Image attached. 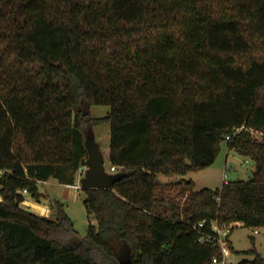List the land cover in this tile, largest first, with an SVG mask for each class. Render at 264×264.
Returning <instances> with one entry per match:
<instances>
[{"label":"trees","instance_id":"16d2710c","mask_svg":"<svg viewBox=\"0 0 264 264\" xmlns=\"http://www.w3.org/2000/svg\"><path fill=\"white\" fill-rule=\"evenodd\" d=\"M103 123L123 176L82 188L96 223L80 238L62 203L42 216L23 191L75 185L84 127ZM224 141L249 179L157 182L212 165ZM215 221L264 226V0H0V264H212ZM247 252L238 264H264Z\"/></svg>","mask_w":264,"mask_h":264},{"label":"rangeland","instance_id":"374dc122","mask_svg":"<svg viewBox=\"0 0 264 264\" xmlns=\"http://www.w3.org/2000/svg\"><path fill=\"white\" fill-rule=\"evenodd\" d=\"M82 112H90L91 117H103L110 111L109 105H94L89 108L87 105H82ZM85 135H93L95 140L100 146L104 156V165L110 171V124L103 123L97 126L84 127ZM256 137H260L255 133ZM83 167V166H82ZM254 168V162L249 157L239 154L227 145V141L221 144V149L215 162L198 171H191L183 176L167 177L163 174H158L157 182L159 184L169 183L172 195H178L179 191L187 188L185 180H193L195 182V189L199 190L205 187L212 189L220 188L225 181H234L238 179L247 180L251 177ZM81 172V177L85 174ZM79 176L77 182L79 183ZM39 189L44 193L41 202L44 207L49 209L48 217H55L54 203L60 202L63 204L66 212L74 221L75 228L80 238L85 237L88 231L89 223L95 224V218L88 213L85 207L84 200L86 193L82 189H75L73 186H67L58 182L56 179H50L46 182L39 183ZM53 206H52V205ZM222 233L228 236L233 251L229 259L238 264L243 260H252L253 255L247 251L252 250L254 247L257 252L264 258V226L262 227H246L240 223H236L232 228H224ZM257 231V232H256ZM119 249L117 248V251Z\"/></svg>","mask_w":264,"mask_h":264},{"label":"water","instance_id":"95a60500","mask_svg":"<svg viewBox=\"0 0 264 264\" xmlns=\"http://www.w3.org/2000/svg\"><path fill=\"white\" fill-rule=\"evenodd\" d=\"M88 156L82 159L85 175L81 179L82 188H111L123 176L110 173L104 165V156L93 135H86Z\"/></svg>","mask_w":264,"mask_h":264},{"label":"built area","instance_id":"2783aa9c","mask_svg":"<svg viewBox=\"0 0 264 264\" xmlns=\"http://www.w3.org/2000/svg\"><path fill=\"white\" fill-rule=\"evenodd\" d=\"M227 138L229 139V136H227ZM111 170L114 171L115 167H112ZM81 179H82V177H81V173H80L79 181H78L79 183H76L75 185H71V186H73L75 189H79L81 187ZM23 192L25 194L26 199L31 197L27 190H24ZM204 224H205V221H202V222H199L197 226L202 227ZM221 229H224V227H220L216 221L213 222L212 230L215 232V236L214 237H212V236L207 237L205 235H202L200 240H213L219 244L222 257L220 259L215 258L213 260L212 264H235L229 259V256L232 252L229 239L227 238V236L223 235V233H222L223 230H221Z\"/></svg>","mask_w":264,"mask_h":264},{"label":"crops","instance_id":"0c3cea01","mask_svg":"<svg viewBox=\"0 0 264 264\" xmlns=\"http://www.w3.org/2000/svg\"><path fill=\"white\" fill-rule=\"evenodd\" d=\"M83 171H84V167H82V172ZM67 186H71V185H67ZM40 193L42 194L41 198L43 199L45 195L41 191ZM41 201H42L41 199L40 201H37L33 197H30V198H27L25 202L22 203V205L23 207L29 209L30 211H33L35 213H38L39 215L48 217L49 209L47 207H44L43 204L40 203Z\"/></svg>","mask_w":264,"mask_h":264}]
</instances>
